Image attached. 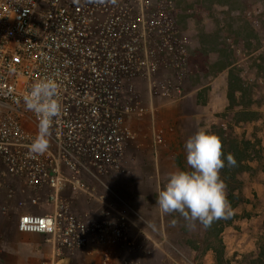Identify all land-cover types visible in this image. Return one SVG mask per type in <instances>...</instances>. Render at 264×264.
Listing matches in <instances>:
<instances>
[{"label":"built area","instance_id":"1","mask_svg":"<svg viewBox=\"0 0 264 264\" xmlns=\"http://www.w3.org/2000/svg\"><path fill=\"white\" fill-rule=\"evenodd\" d=\"M260 12L250 5L241 12L259 46L223 33L221 67L244 88L264 82L253 66L264 53ZM181 15L205 19L213 10L182 0H0V199L38 207L47 191L49 212L25 211L16 219L19 233L45 237L49 254L41 264H139L127 258L134 248L130 208L108 182L125 174V163H136L127 119H156L154 100L179 104L195 68L211 65L195 53ZM45 77L58 84L62 108L48 151L38 155L28 147L37 117L23 97ZM217 124L207 120L212 134ZM151 147L157 167L160 155L170 154L161 122H153ZM9 209L0 206V223Z\"/></svg>","mask_w":264,"mask_h":264},{"label":"rangeland","instance_id":"2","mask_svg":"<svg viewBox=\"0 0 264 264\" xmlns=\"http://www.w3.org/2000/svg\"><path fill=\"white\" fill-rule=\"evenodd\" d=\"M241 2L243 6L239 11L211 8L213 15L208 18H186L184 29L194 45L195 53L207 55L211 65L195 68L193 79L184 84L185 96L179 104L168 106L159 99L154 100L153 105L159 107L156 119L150 116L127 119L133 135L128 153L136 156V163H125V174L117 180L109 181L108 186L130 208L134 248L127 258L132 263L264 264V82H254L250 86V93L235 92L234 103L228 97L230 83L234 81L233 72L223 70L220 63L224 32L237 38L240 37L237 36L239 30H243L249 34L248 41L253 40L254 47L259 46L257 32L241 18V12L246 5L260 9L264 29V0ZM262 34L264 36V31ZM253 66L257 70L256 76L264 79V58L261 63L256 60ZM145 100L149 102L147 98ZM243 107L253 111L256 117L249 122L241 121L238 113ZM210 118L218 123L213 133L221 143L231 138L251 141L260 139L263 149L262 160L250 163L253 174L242 175L239 184L229 181L230 186H240L242 203L231 209L232 213L239 216L234 217L232 225L224 228L221 234L223 254L219 259L209 248L213 237L208 229L198 221H186L179 213L163 214L156 205L157 194L167 183L169 173L176 170L190 171L186 163L185 142L201 128L210 132L207 127ZM153 122L163 124L170 149L169 155H160L157 167L152 160ZM221 123L227 127L226 134L221 129ZM220 177L224 182L225 175L221 170ZM22 192L32 193L28 188ZM232 193H237V190ZM67 195L73 198L71 193ZM3 204L5 202L0 199V206ZM12 205L8 219L0 223V264H41L49 254L45 237L18 233L17 209ZM40 206L38 211H28V208L22 211L48 212L45 199ZM74 210L78 215L81 213V207L76 203ZM247 214L251 218L242 219ZM193 243L199 244V250L192 248ZM92 264H99L98 259H94Z\"/></svg>","mask_w":264,"mask_h":264},{"label":"clouds","instance_id":"3","mask_svg":"<svg viewBox=\"0 0 264 264\" xmlns=\"http://www.w3.org/2000/svg\"><path fill=\"white\" fill-rule=\"evenodd\" d=\"M95 2L104 4L105 0ZM110 2L115 4L116 0ZM57 93L58 84L54 78L45 77L33 83L23 97L25 109L33 112L38 121L35 138L28 146L32 154H44L50 147L53 120L61 114L62 108ZM184 148L190 171L169 173L167 183L156 197L159 210L163 214L179 213L186 221H198L204 228L217 220L230 218L232 210L226 197L227 186L220 177L225 164L219 137L201 128L186 140ZM226 159L229 166H235L232 154ZM38 219L28 217L29 222Z\"/></svg>","mask_w":264,"mask_h":264},{"label":"trees","instance_id":"4","mask_svg":"<svg viewBox=\"0 0 264 264\" xmlns=\"http://www.w3.org/2000/svg\"><path fill=\"white\" fill-rule=\"evenodd\" d=\"M192 3V2H203L205 5H207L210 8H224L228 12L231 11H239L242 9V0H182V2H187ZM188 16L186 15H181L182 19V25L185 28V21ZM236 39H243L246 40V43H248L249 39V34L248 32H245L243 30H239ZM223 41V37H222ZM222 45V43H221ZM264 58V53L259 56L258 59H256L258 62L261 60L263 61ZM219 64V63H218ZM233 82L230 83L229 87V92H228V97L229 99L232 100V102L235 103V92L240 91L242 93H250L251 92V87L250 88H244L242 87L241 81L237 77L235 73H233ZM238 115H240V120L244 122H249L254 117H256V114L253 111H250V109H246L243 107L241 111H239ZM222 144V152L223 156L222 159L224 160L225 166L221 169L222 172H224L225 179L224 183L226 184V197L227 200L231 206V209H235L240 203H242V192L241 188L238 185L237 187H233L229 185V181L233 183H240V177L242 175L248 174L251 175L253 174V169L250 165L251 162L253 161H261L263 158V149L261 147V140L258 139L256 141H251V140H237L236 138H231V139H226ZM232 154L235 158L236 164L235 166H229L227 162V155ZM237 190V193H232V191ZM239 215L232 213L230 218L227 219H220L212 223V225L208 229L211 232V236L213 237V242L210 244L209 248L210 250L214 253L217 259L222 258L223 254V240L221 237V234L224 230V228L231 226L233 223V218L238 217ZM249 219L251 218L250 214H247L246 216L242 217V219ZM225 220V222L223 221ZM192 248L195 250H199L200 246L197 243L192 244Z\"/></svg>","mask_w":264,"mask_h":264},{"label":"crops","instance_id":"5","mask_svg":"<svg viewBox=\"0 0 264 264\" xmlns=\"http://www.w3.org/2000/svg\"><path fill=\"white\" fill-rule=\"evenodd\" d=\"M45 193H47V191H44L43 193H41V196H43V198H44V194ZM22 194H23V196H25V197H28L29 196V194H26V193H23L22 192ZM45 199V206H47V195H46V197L44 198ZM43 199V200H44ZM1 200H3L4 202H6V204L9 206V208L11 207V205L13 206V208L15 209H17V212H16V219H17V217L21 214V213H23V211L22 210H26V208H28V211H33V210H35V211H38L39 209H38V207H32V206H30V205H25V206H21V208L20 207H18L17 206V204L16 203H13V202H11V201H7L6 199H4V198H1ZM42 200V201H43ZM40 205L42 206V202L40 203ZM40 206V207H41ZM48 207V206H47ZM11 209V208H10ZM19 210H20V212H19ZM48 212H49V207H48ZM41 213H45V212H43V210H42V212ZM17 222V221H16ZM17 231V230H16ZM19 233V232H18ZM20 234H22V233H20ZM24 235H34V234H24ZM40 236V235H39ZM129 254V252H127V255ZM13 264V263H12Z\"/></svg>","mask_w":264,"mask_h":264}]
</instances>
